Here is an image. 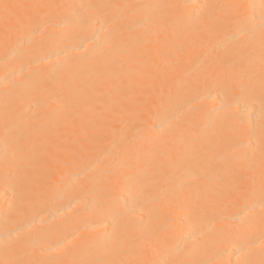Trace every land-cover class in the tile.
I'll use <instances>...</instances> for the list:
<instances>
[{
	"label": "bare ground",
	"instance_id": "6f19581e",
	"mask_svg": "<svg viewBox=\"0 0 264 264\" xmlns=\"http://www.w3.org/2000/svg\"><path fill=\"white\" fill-rule=\"evenodd\" d=\"M0 264H264V0H0Z\"/></svg>",
	"mask_w": 264,
	"mask_h": 264
}]
</instances>
